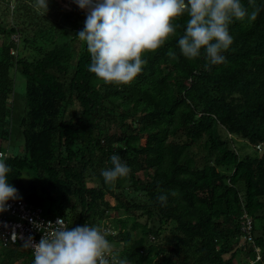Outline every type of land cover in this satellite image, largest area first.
Listing matches in <instances>:
<instances>
[{"label": "trees", "instance_id": "16d2710c", "mask_svg": "<svg viewBox=\"0 0 264 264\" xmlns=\"http://www.w3.org/2000/svg\"><path fill=\"white\" fill-rule=\"evenodd\" d=\"M62 2L48 0L41 15L35 0H0V152L18 199L76 226L110 218L117 232L107 239L128 264H242L254 246L264 264V0H255L254 22L229 25L223 64L182 55L185 14L175 36L142 55V73L119 86L89 71L76 37L87 12ZM113 154L131 171L106 184ZM244 213L254 227L242 244ZM21 246L0 243L1 264H26Z\"/></svg>", "mask_w": 264, "mask_h": 264}, {"label": "clouds", "instance_id": "9594fccd", "mask_svg": "<svg viewBox=\"0 0 264 264\" xmlns=\"http://www.w3.org/2000/svg\"><path fill=\"white\" fill-rule=\"evenodd\" d=\"M87 10L84 27L77 38L86 43L91 63L89 71L105 84L129 85L142 73L147 63L145 53H154L176 35L174 21L183 15L188 19L178 40L180 52L189 60L205 56L209 64L225 62L224 52L233 43L229 25L233 20L252 23L260 8L248 0L249 12L241 0H75ZM35 10L46 15L48 0H35ZM175 59V53L168 52ZM207 67V65H206ZM0 152V213L8 202L18 199V190L8 179L9 166ZM111 167L102 170L106 184L127 177L131 171L119 155L110 157ZM175 195L176 193H172ZM166 205L167 195L159 196ZM43 235L38 243L28 237L24 246L31 248L34 264H128L114 254L108 233L98 226L68 227L63 219L47 225L33 222ZM17 234L12 233L15 242Z\"/></svg>", "mask_w": 264, "mask_h": 264}, {"label": "built area", "instance_id": "2783aa9c", "mask_svg": "<svg viewBox=\"0 0 264 264\" xmlns=\"http://www.w3.org/2000/svg\"><path fill=\"white\" fill-rule=\"evenodd\" d=\"M8 205V210L0 213V243L5 247H14L19 244L24 245L25 241H27L30 236L33 238L35 243H38L43 233L34 226L33 222L47 225V222L49 221L55 224L58 219H63L64 224L69 227V223L65 217L60 215L50 216L45 213L42 207L29 204L25 200H10ZM98 227L102 231H106L108 233L107 237L109 235H114L117 232L116 226L111 222L110 218L104 219ZM253 227V219L247 213H244L242 216V231L244 233L242 236V244H245L246 241L253 242ZM13 232H15L18 237L15 242L12 240ZM254 247L256 256L254 258L248 257L246 260L242 261V264H255L262 259L263 255L261 253V248L258 246ZM28 249L33 255L34 264L33 250L31 248Z\"/></svg>", "mask_w": 264, "mask_h": 264}, {"label": "rangeland", "instance_id": "374dc122", "mask_svg": "<svg viewBox=\"0 0 264 264\" xmlns=\"http://www.w3.org/2000/svg\"><path fill=\"white\" fill-rule=\"evenodd\" d=\"M63 5L65 6V7H67V6H70L71 5V3H74V2H72L71 0H63ZM74 4H76V3H74ZM77 5V4H76ZM86 12H87V10L86 9H84ZM14 38L16 39V36H14ZM61 50L62 51H68L67 49H65V47H62L61 48ZM16 91H17V96H18V98L21 100L22 99V96H21V94H24L25 93V91H26V79H25V77L22 75V74H18V76H17V80H16ZM239 139V138H238ZM236 144H237V146L239 145V146H242V145H245L244 147V149L247 151V152H253L254 151V149L252 148V146H250L249 144H247V143H245L243 140H237V142H236ZM10 151L11 152H14L15 150H18V149H20L19 147H18V145H16V146H14V144L13 145H11L10 147ZM196 150H199V148H196ZM259 153L260 154H263L264 153V146H261V148H259ZM140 176L141 177H143V178H145L146 177V173L143 171V172H140ZM111 200L112 201H114L112 198H111ZM114 203H115V201H114ZM114 213V215L113 216H117L118 215V213L116 212V211H114L113 212ZM121 213V212H120ZM75 221H72L71 223L69 222V227L70 228H72V227H76V224L74 223ZM153 242H155V239L153 238ZM241 242H243V240H241ZM111 245H112V247H113V250H114V252H116V253H118V251L120 250L119 248H120V246L117 244V243H115V242H112L111 243ZM21 248H22V251H26V252H28V254L29 255H31V253L29 252V250L27 251L24 247H22L21 246ZM29 255H27V257H25V258H23V260L21 261L22 263H24V261H26V264H28V263H31L32 262V259H30L29 258ZM0 264H1V262H0ZM25 264V263H24Z\"/></svg>", "mask_w": 264, "mask_h": 264}, {"label": "water", "instance_id": "95a60500", "mask_svg": "<svg viewBox=\"0 0 264 264\" xmlns=\"http://www.w3.org/2000/svg\"><path fill=\"white\" fill-rule=\"evenodd\" d=\"M72 2L76 3L75 0H71ZM77 4V3H76Z\"/></svg>", "mask_w": 264, "mask_h": 264}]
</instances>
